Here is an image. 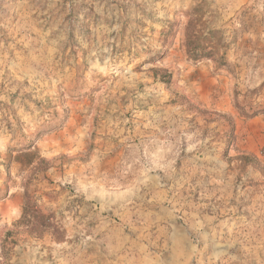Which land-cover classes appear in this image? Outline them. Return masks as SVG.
I'll use <instances>...</instances> for the list:
<instances>
[{"label":"rangeland","instance_id":"rangeland-1","mask_svg":"<svg viewBox=\"0 0 264 264\" xmlns=\"http://www.w3.org/2000/svg\"><path fill=\"white\" fill-rule=\"evenodd\" d=\"M0 264H264V0H0Z\"/></svg>","mask_w":264,"mask_h":264},{"label":"trees","instance_id":"trees-1","mask_svg":"<svg viewBox=\"0 0 264 264\" xmlns=\"http://www.w3.org/2000/svg\"><path fill=\"white\" fill-rule=\"evenodd\" d=\"M211 33V32H210ZM202 34L200 30H192L186 34V51L189 57L198 59L201 57H214L216 55V42H212ZM157 69H155L156 71Z\"/></svg>","mask_w":264,"mask_h":264}]
</instances>
